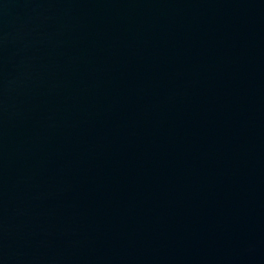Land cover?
Here are the masks:
<instances>
[{
	"label": "water",
	"instance_id": "95a60500",
	"mask_svg": "<svg viewBox=\"0 0 264 264\" xmlns=\"http://www.w3.org/2000/svg\"><path fill=\"white\" fill-rule=\"evenodd\" d=\"M0 264H264V0H0Z\"/></svg>",
	"mask_w": 264,
	"mask_h": 264
}]
</instances>
